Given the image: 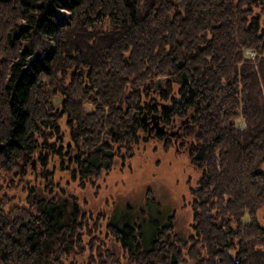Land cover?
Here are the masks:
<instances>
[{
    "label": "trees",
    "instance_id": "trees-1",
    "mask_svg": "<svg viewBox=\"0 0 264 264\" xmlns=\"http://www.w3.org/2000/svg\"><path fill=\"white\" fill-rule=\"evenodd\" d=\"M263 13L264 0H0V264H264ZM35 35L51 43L39 59ZM145 112L189 117L202 174L184 237L172 215L148 240L58 177L95 184L133 155Z\"/></svg>",
    "mask_w": 264,
    "mask_h": 264
},
{
    "label": "rangeland",
    "instance_id": "rangeland-1",
    "mask_svg": "<svg viewBox=\"0 0 264 264\" xmlns=\"http://www.w3.org/2000/svg\"><path fill=\"white\" fill-rule=\"evenodd\" d=\"M262 17L264 20V13ZM60 21H65L64 16ZM31 43L34 47L31 59L51 52L50 41L40 35L33 36ZM175 96L178 97L176 92ZM237 122L240 127L244 126L243 119ZM147 135L146 131L141 132V142L133 146L132 156L123 148L113 168L93 185L82 188L74 182L68 184L67 171H59L58 177L78 196L85 209L105 212L121 224L123 217L125 224L140 225L148 240L153 237L156 224L172 215L182 236H187L193 223L192 188L198 186L201 170L191 162L187 145L181 138L176 141L175 136H169L168 140L148 136L145 140ZM149 196H153L154 203H150Z\"/></svg>",
    "mask_w": 264,
    "mask_h": 264
},
{
    "label": "flooded vegetation",
    "instance_id": "flooded-vegetation-1",
    "mask_svg": "<svg viewBox=\"0 0 264 264\" xmlns=\"http://www.w3.org/2000/svg\"><path fill=\"white\" fill-rule=\"evenodd\" d=\"M156 95L155 96L152 95L151 99L158 102ZM161 107H162V109L167 108L165 106V104L162 102H161ZM153 114L159 115V124L164 125L165 126L164 129L157 131V128H152L150 131V127H153V123H154L152 121V115ZM144 121H145V125L147 127V133L149 136L157 137L158 139H160L159 136H162L164 138L163 140H168L169 136H172V137L175 136L177 138L176 141H178L179 138L182 139V137H183V129L187 125V122L189 121V117L181 118L180 120H178L174 123L173 122L169 123V122L165 121V118L161 113H151V114L147 113V118H146V120L144 119ZM157 121H158V119H157ZM178 130H179V132H178Z\"/></svg>",
    "mask_w": 264,
    "mask_h": 264
},
{
    "label": "water",
    "instance_id": "water-1",
    "mask_svg": "<svg viewBox=\"0 0 264 264\" xmlns=\"http://www.w3.org/2000/svg\"><path fill=\"white\" fill-rule=\"evenodd\" d=\"M160 84H161V81L158 80L157 81V85H160ZM143 118L146 120V118H147V112L144 113ZM157 119H158V121H157ZM152 121L154 123H153V127H150V131H151L152 128H157V131H160V130H162V129L165 128L164 125H160L159 124V115L158 114H153L152 115ZM178 132H179V130H178Z\"/></svg>",
    "mask_w": 264,
    "mask_h": 264
},
{
    "label": "built area",
    "instance_id": "built-area-1",
    "mask_svg": "<svg viewBox=\"0 0 264 264\" xmlns=\"http://www.w3.org/2000/svg\"><path fill=\"white\" fill-rule=\"evenodd\" d=\"M256 55V52L255 51H252V50H249L246 52V56L250 59H253Z\"/></svg>",
    "mask_w": 264,
    "mask_h": 264
}]
</instances>
